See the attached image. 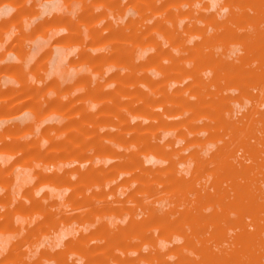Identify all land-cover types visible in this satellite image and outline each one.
Instances as JSON below:
<instances>
[{
    "label": "rangeland",
    "instance_id": "374dc122",
    "mask_svg": "<svg viewBox=\"0 0 264 264\" xmlns=\"http://www.w3.org/2000/svg\"><path fill=\"white\" fill-rule=\"evenodd\" d=\"M10 11L0 264H264V0Z\"/></svg>",
    "mask_w": 264,
    "mask_h": 264
},
{
    "label": "crops",
    "instance_id": "0c3cea01",
    "mask_svg": "<svg viewBox=\"0 0 264 264\" xmlns=\"http://www.w3.org/2000/svg\"><path fill=\"white\" fill-rule=\"evenodd\" d=\"M12 13H13V11H10L7 14H0V15L10 16ZM10 66H13V65H10ZM29 69H30V66L26 68V71H29ZM2 87L3 88H12L13 89V88L19 87V84L16 83V82H13V81L12 82L11 81H5V83H3ZM19 176H20V174H19Z\"/></svg>",
    "mask_w": 264,
    "mask_h": 264
},
{
    "label": "bare ground",
    "instance_id": "6f19581e",
    "mask_svg": "<svg viewBox=\"0 0 264 264\" xmlns=\"http://www.w3.org/2000/svg\"><path fill=\"white\" fill-rule=\"evenodd\" d=\"M152 156H154V155H152ZM156 157V156H155ZM153 158V157H152Z\"/></svg>",
    "mask_w": 264,
    "mask_h": 264
}]
</instances>
